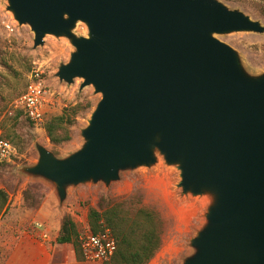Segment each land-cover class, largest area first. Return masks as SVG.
Returning a JSON list of instances; mask_svg holds the SVG:
<instances>
[{"label": "water", "instance_id": "water-1", "mask_svg": "<svg viewBox=\"0 0 264 264\" xmlns=\"http://www.w3.org/2000/svg\"><path fill=\"white\" fill-rule=\"evenodd\" d=\"M18 24L65 36L74 47L59 80L100 97L66 156L35 142L36 161L18 171L67 189L150 166L158 152L178 169L182 193L208 197L205 221L181 264H264V72L247 75L213 36L262 32L219 0H6ZM77 21L87 34L76 36Z\"/></svg>", "mask_w": 264, "mask_h": 264}, {"label": "rangeland", "instance_id": "rangeland-1", "mask_svg": "<svg viewBox=\"0 0 264 264\" xmlns=\"http://www.w3.org/2000/svg\"><path fill=\"white\" fill-rule=\"evenodd\" d=\"M219 1L243 11L264 27V0ZM71 31L76 36L87 34L86 25L81 21ZM213 36L235 51L247 75L264 72V31H229ZM42 41L34 46L29 26L18 24L7 8V1L0 0V137L7 138L15 149L9 160L0 162V190L6 195L5 209L0 210V264H6L16 236L34 232L37 212L46 217L43 229L51 238L49 242L59 247L62 264H94L76 255L71 244L55 242L62 218L69 216L81 230L82 223L88 220L89 208L102 212L116 204L130 214L139 207L157 214L161 224L160 246L146 264H181L192 253L189 239L203 226L207 203L200 196L181 192L177 186L178 169L166 164L158 152L150 166L120 171L119 178L108 185L97 181L69 187L61 205L51 185L18 171L19 167L36 161L35 142L59 157L79 148L83 143L80 130L87 125L100 97L90 85L80 89V78L66 83L55 75L58 65L67 62L74 50L67 37L47 34ZM33 69L39 70L48 90L44 119L61 114L67 106L79 104L66 141L51 143L43 126L38 128L26 116L15 115L13 111L16 110L13 100L23 91Z\"/></svg>", "mask_w": 264, "mask_h": 264}, {"label": "trees", "instance_id": "trees-1", "mask_svg": "<svg viewBox=\"0 0 264 264\" xmlns=\"http://www.w3.org/2000/svg\"><path fill=\"white\" fill-rule=\"evenodd\" d=\"M78 110L79 104L67 106L63 108L61 114L45 119L43 128L51 143L56 144L69 139V128ZM13 111L15 115L22 114L19 110ZM0 138L7 139L2 136ZM5 200L6 195L0 190V210L4 206ZM87 219V225L92 232H97L102 226H106L110 228L115 239L114 253L99 264H146L160 246L161 224L157 214L151 209L139 207L130 214L118 204L106 208L102 212L89 208ZM78 233L76 222L69 216H64L55 241L59 244H71L75 254H80V258H82Z\"/></svg>", "mask_w": 264, "mask_h": 264}, {"label": "built area", "instance_id": "built-area-1", "mask_svg": "<svg viewBox=\"0 0 264 264\" xmlns=\"http://www.w3.org/2000/svg\"><path fill=\"white\" fill-rule=\"evenodd\" d=\"M47 101L48 90L43 78L39 70L33 69L22 93L13 100V108L21 111L36 127L42 128ZM14 152L12 143L0 138V162L9 160ZM41 226L40 223H35V227ZM40 235L44 238L47 236L45 231ZM78 244L83 260L94 264L107 260L116 249L115 239L109 227L102 226L99 231L92 232L86 221L82 223V229L79 230Z\"/></svg>", "mask_w": 264, "mask_h": 264}, {"label": "crops", "instance_id": "crops-1", "mask_svg": "<svg viewBox=\"0 0 264 264\" xmlns=\"http://www.w3.org/2000/svg\"><path fill=\"white\" fill-rule=\"evenodd\" d=\"M5 206L6 204L1 211L5 209ZM34 218L36 219L34 224L37 222L41 225H43L42 222L46 219L39 212L35 213ZM43 231L47 234L45 238L40 235ZM49 240L51 238L47 230L43 229V226L40 228L35 227L34 232L32 230L22 232L15 237L10 247L6 264H62L59 247L50 243Z\"/></svg>", "mask_w": 264, "mask_h": 264}, {"label": "bare ground", "instance_id": "bare-ground-1", "mask_svg": "<svg viewBox=\"0 0 264 264\" xmlns=\"http://www.w3.org/2000/svg\"><path fill=\"white\" fill-rule=\"evenodd\" d=\"M201 198L203 199V201H204V204H206V203H207V201H208V197L204 196V197H201Z\"/></svg>", "mask_w": 264, "mask_h": 264}]
</instances>
